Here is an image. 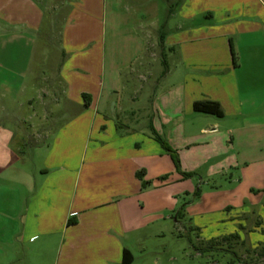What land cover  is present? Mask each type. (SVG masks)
<instances>
[{
	"label": "crops",
	"instance_id": "crops-1",
	"mask_svg": "<svg viewBox=\"0 0 264 264\" xmlns=\"http://www.w3.org/2000/svg\"><path fill=\"white\" fill-rule=\"evenodd\" d=\"M122 2L0 0V256L123 264L128 251L131 264L175 262L147 248L165 219L138 215L137 173L153 184L168 174L150 126L174 148L195 146L179 151L183 170L209 156L214 175L235 171L239 187L217 210L264 208L253 193L264 190V0H182L171 14L175 0ZM56 29L61 62L47 75L40 34ZM155 33L158 57L146 55ZM161 56L175 72L154 76ZM208 101L222 117L194 111ZM186 111L198 114L196 134Z\"/></svg>",
	"mask_w": 264,
	"mask_h": 264
},
{
	"label": "rangeland",
	"instance_id": "rangeland-1",
	"mask_svg": "<svg viewBox=\"0 0 264 264\" xmlns=\"http://www.w3.org/2000/svg\"><path fill=\"white\" fill-rule=\"evenodd\" d=\"M156 3L158 8L162 9L164 0H156ZM122 4L127 6L130 4V0H123ZM44 28L48 29V24ZM62 28L61 22L57 26L58 33H62ZM56 35L58 37L53 36V31L49 34V30L46 33L42 31L40 34V41L50 50L45 60L48 62V66L45 67L48 69L47 75L48 73L53 75L54 67H57L61 62L58 45L59 34ZM49 36L52 38L51 40L48 39ZM148 42L146 55L155 54L158 57L159 48L156 43V33L155 37ZM153 43L154 45L150 46ZM169 67L172 72H175L174 65L169 64V60L165 57L161 56L155 59L153 63L154 76H159L165 68ZM169 83L170 79L164 81L162 87ZM27 95L21 96L20 101L27 98ZM197 115L192 111L185 112L187 133L196 134L198 132L199 129L196 128L197 124L195 123ZM56 116L53 125L58 126L64 120V115L58 113ZM189 125L192 128H189ZM160 137L168 141L165 131ZM207 144H211L210 140L207 141ZM184 147H172V149L178 155L182 150L184 156L188 150L195 146L186 144ZM165 156L168 158V165H165L164 162V167L168 169V174L158 178L156 184L144 180L150 184H147L143 189L138 205V215L146 218L161 216L165 219L162 223L164 236L157 241L148 242L147 248L154 251L160 250L161 253L166 251V258L176 260L169 264H264V224L262 225L264 208L247 211L245 214L230 209L217 210L218 204L226 202L228 193L239 187L236 183L239 178L235 171L214 175L210 169L216 158L207 156L203 165L196 170H190L188 167L183 170L181 166V172L187 174L184 176L176 170L171 156L166 151ZM27 165L30 167V164ZM166 182L167 184H164ZM253 193H255V197L264 202V190H254ZM235 234L239 236L238 239L221 240L225 236L229 237ZM214 237H219L217 243L213 239ZM13 254L10 256L9 253L4 252L0 256V264H29L18 251H14Z\"/></svg>",
	"mask_w": 264,
	"mask_h": 264
},
{
	"label": "trees",
	"instance_id": "trees-1",
	"mask_svg": "<svg viewBox=\"0 0 264 264\" xmlns=\"http://www.w3.org/2000/svg\"><path fill=\"white\" fill-rule=\"evenodd\" d=\"M181 1L182 0H175L174 4L170 3L171 5H170L168 13L171 14ZM166 71H167V68H165L164 73ZM84 98H85V105L88 106L91 98L88 95H84ZM193 109L195 112H199V113L215 115L217 117L223 116L220 105L218 103H215V102H210V101H208V102H196L193 105ZM150 132H151V136L154 138V140L157 141L160 144V146L162 147V149L164 151H166L171 156L176 170L178 172H180L182 175L187 176V174H184L183 172H181V162H180V158H179L178 153L174 149H172V147L170 146V144L166 140H164L160 137V135L156 132V130L152 126H150ZM137 178L141 181L143 189L147 186V184H150L149 182L144 181V172H142V171H139L137 173ZM238 238H239V236L237 234H235V235H231L229 237L228 236L223 237L221 240L229 241V240H232V239L235 240ZM132 261H133L132 254L128 251H125L124 256H123V264H131Z\"/></svg>",
	"mask_w": 264,
	"mask_h": 264
}]
</instances>
